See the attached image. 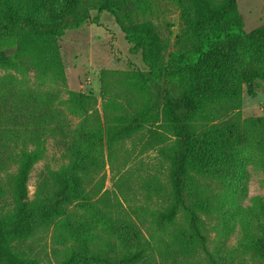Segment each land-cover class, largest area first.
<instances>
[{
	"label": "trees",
	"instance_id": "obj_1",
	"mask_svg": "<svg viewBox=\"0 0 264 264\" xmlns=\"http://www.w3.org/2000/svg\"><path fill=\"white\" fill-rule=\"evenodd\" d=\"M174 1L182 31L179 46L167 53L156 25L140 20L129 0H0V69L5 71L0 74V200L6 204L0 211V264H41L27 249L35 217L39 224L55 223L59 231L57 241L65 248L58 264H143L152 250L134 220L113 216L104 193L94 199L101 186L87 188L101 171L98 145L115 133L112 125L104 129L96 95L68 90L64 97L61 90L18 75L31 56L45 74L64 79L57 38L69 28L99 22L103 11L114 15L150 75L170 78V86L155 95L159 111H139L117 132L130 134L151 116L163 128L154 129L152 137L162 140L168 132L173 138L163 149L171 161L169 189L160 184L169 193L168 204L151 214L164 227L184 215L187 226L168 243L174 263L195 244L208 252L204 215L218 211L240 221L245 232L240 245L255 258L236 260L237 247L219 257L229 264L258 259L264 264V226L260 235L254 229L264 201L259 197L258 207L246 209L238 193L248 157L258 153L264 164V116L241 115L244 87L255 95L256 80H264V24L245 30L237 0ZM91 9L97 10L93 17ZM70 115L81 118L73 124ZM49 137L59 138L66 161L42 174L30 198V172L44 157ZM75 199L86 211L77 223L68 213Z\"/></svg>",
	"mask_w": 264,
	"mask_h": 264
},
{
	"label": "rangeland",
	"instance_id": "obj_2",
	"mask_svg": "<svg viewBox=\"0 0 264 264\" xmlns=\"http://www.w3.org/2000/svg\"><path fill=\"white\" fill-rule=\"evenodd\" d=\"M129 1L140 20H150L156 25L166 44L167 53L179 46L177 41L182 31V20L178 3L174 0ZM237 9L243 17L245 30L250 31L264 24V0H237ZM90 12L92 17L97 14L96 9H91ZM57 44L64 79L57 78L52 72L45 74L35 67L31 56L24 59L22 72L18 75H25L32 84L43 88L61 90L64 97L68 90L96 95V110L104 129L107 130L108 125H112L115 133L112 141L111 134L110 137L105 135L104 142L98 145L101 171L94 176V180L87 183V188L94 184L101 186L94 199L104 193V199L111 202L115 218L129 217L138 224L143 240L149 241L152 246L148 259L143 264H229L218 254L234 247L238 248L233 252L236 260L239 257L247 261L255 258L240 245L245 239L240 221L231 213L223 215L215 211L204 215L208 252L195 244L191 254L178 253V260L174 263L167 251L168 243L174 237V232L187 226L184 215L179 214L173 224L164 227L151 214L154 209H161L168 204L169 193H165L160 184L169 189L171 161L163 149L170 146L173 138H170V134L168 136V132L162 140L157 135L152 137L154 129L163 128L152 122L151 116L142 120L130 134L117 132L118 127L128 125L139 111H159L160 105L155 102V95L158 90L170 86V78L150 75L141 52L131 48L114 15L108 11L100 14L99 22L89 21L79 27L67 29L57 38ZM4 72L0 69V74ZM242 100L243 117L264 116V80H256L255 95L248 94L245 86ZM96 115L97 113L93 117ZM70 117L73 124L81 118L73 115ZM65 161L59 138L49 137L44 157L34 164L30 172V198L35 197L42 174L49 169L60 168ZM238 184V193L241 194L239 202L244 208L258 207L260 200L264 201V164L258 153L248 157L244 175ZM217 189L219 191L220 186L217 185ZM79 201L80 199H75L68 205V213L74 223L86 218L85 207ZM103 203L101 199L100 204ZM5 205L0 200V211ZM32 221L35 229L27 243L28 251L41 264H58L65 247L57 241L59 231L55 228V223L39 224L38 217ZM234 221L236 224L232 226ZM88 222L94 224L95 220L88 219ZM263 226L264 215L254 226L257 235L262 234ZM254 263L262 262L258 259Z\"/></svg>",
	"mask_w": 264,
	"mask_h": 264
}]
</instances>
